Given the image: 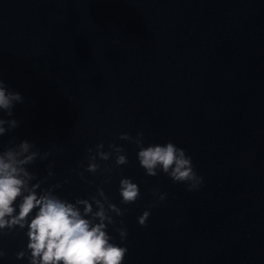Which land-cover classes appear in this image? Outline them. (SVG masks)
<instances>
[{
    "label": "water",
    "instance_id": "water-1",
    "mask_svg": "<svg viewBox=\"0 0 264 264\" xmlns=\"http://www.w3.org/2000/svg\"><path fill=\"white\" fill-rule=\"evenodd\" d=\"M0 79L24 97L12 117L0 113L19 122L0 145L27 139L51 152L28 170L42 179L51 163L57 195L99 186L125 207L119 179L138 185L122 217L124 264H264V0H0ZM137 132L184 149L199 190L145 176L135 144L117 139ZM100 142L129 163L111 184L85 173L89 187L72 170ZM25 245L23 232L0 238V264H26L15 259Z\"/></svg>",
    "mask_w": 264,
    "mask_h": 264
},
{
    "label": "clouds",
    "instance_id": "clouds-1",
    "mask_svg": "<svg viewBox=\"0 0 264 264\" xmlns=\"http://www.w3.org/2000/svg\"><path fill=\"white\" fill-rule=\"evenodd\" d=\"M22 103L24 97L19 92L9 91L0 79V113L12 117L14 107ZM18 127L16 119L0 116V137ZM117 139L135 144L138 149L136 160L145 176L163 174L173 184H186L188 192L198 191L203 184V178L194 170L191 156L171 141L146 145L143 132H137L135 138L121 133ZM8 144L11 146L0 145V238L23 232L26 245L16 253L15 259L24 260L26 264H124L128 250L122 246L127 239L122 217L127 214L126 206L141 198L138 185L128 177L119 179V203L125 207L112 203L99 186L95 188V194L89 193L87 198L74 197L70 201L56 194L62 183L48 184L55 175L51 163L42 179L28 170L37 160H47L51 152L41 153L27 139L19 144L12 139ZM104 148L103 142L88 148L87 166L78 164L83 171L72 170L89 187L94 181L87 180L85 173H101L104 176L102 184H111L113 172L129 163L123 147L109 143L108 150ZM110 159L113 164L107 165ZM98 161L105 163L103 169ZM67 183L69 181L65 179L63 184ZM152 194L157 203L165 201L167 196L158 189ZM149 216L150 211H144L137 218L138 225L146 227ZM117 223L121 226L115 227ZM109 226L119 236L120 245L114 243L115 237L109 234ZM4 256L5 252L0 249V259Z\"/></svg>",
    "mask_w": 264,
    "mask_h": 264
}]
</instances>
